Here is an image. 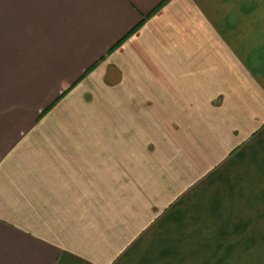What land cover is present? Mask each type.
I'll use <instances>...</instances> for the list:
<instances>
[{
  "label": "crops",
  "instance_id": "obj_1",
  "mask_svg": "<svg viewBox=\"0 0 264 264\" xmlns=\"http://www.w3.org/2000/svg\"><path fill=\"white\" fill-rule=\"evenodd\" d=\"M0 264H264V0H0Z\"/></svg>",
  "mask_w": 264,
  "mask_h": 264
}]
</instances>
